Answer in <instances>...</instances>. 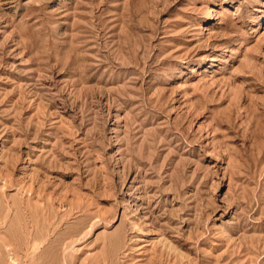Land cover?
Segmentation results:
<instances>
[{"label": "rangeland", "instance_id": "rangeland-1", "mask_svg": "<svg viewBox=\"0 0 264 264\" xmlns=\"http://www.w3.org/2000/svg\"><path fill=\"white\" fill-rule=\"evenodd\" d=\"M0 264H264V0H0Z\"/></svg>", "mask_w": 264, "mask_h": 264}]
</instances>
